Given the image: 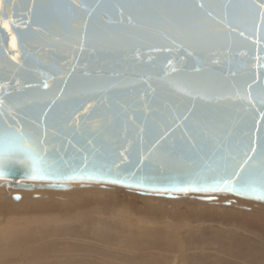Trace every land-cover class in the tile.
<instances>
[{
  "label": "water",
  "instance_id": "1",
  "mask_svg": "<svg viewBox=\"0 0 264 264\" xmlns=\"http://www.w3.org/2000/svg\"><path fill=\"white\" fill-rule=\"evenodd\" d=\"M82 2L71 0L74 7ZM87 2L95 7L90 20L82 11L73 19L64 6L69 0H0V129L12 125L30 134L50 166L41 178L30 157L20 153L5 160L0 178L10 182L0 181V187L68 191L73 187L67 182L81 181L165 198L218 194L264 204L238 191L179 190L215 187L216 180L198 175L214 151L235 149L239 139L246 145L251 140L258 151L264 146V109L227 98L233 81L254 82L253 90L264 85L259 16L255 31L241 25L244 35L237 31L231 47L222 41L197 47L187 40L181 47L129 25L128 10L120 16L112 8L120 0ZM86 21L89 30L102 31L81 50ZM181 87L202 96H189ZM195 129L210 131L202 138Z\"/></svg>",
  "mask_w": 264,
  "mask_h": 264
},
{
  "label": "rangeland",
  "instance_id": "2",
  "mask_svg": "<svg viewBox=\"0 0 264 264\" xmlns=\"http://www.w3.org/2000/svg\"><path fill=\"white\" fill-rule=\"evenodd\" d=\"M71 186L61 195L0 192V264H264L260 203L218 194L165 198L119 186ZM30 225L25 239L7 240L6 233ZM133 235L140 243L152 236L155 244H120ZM166 238L174 247H166Z\"/></svg>",
  "mask_w": 264,
  "mask_h": 264
},
{
  "label": "snow or ice",
  "instance_id": "3",
  "mask_svg": "<svg viewBox=\"0 0 264 264\" xmlns=\"http://www.w3.org/2000/svg\"><path fill=\"white\" fill-rule=\"evenodd\" d=\"M64 6L71 9L73 19L77 11H82L88 14L90 20L91 11L95 10V7L87 0L75 7L69 0V3ZM112 8L119 10L120 16H123L124 10L127 9L128 24L145 28L153 39H159L172 46L179 44L181 47H183L184 40L190 41V45L197 47L213 41H222L231 47L235 43L232 37L237 31L240 36L244 35L242 24L247 23L251 30L255 31L257 16L264 23V0H261L259 5L256 0H120L113 4ZM213 21L216 23L214 24ZM119 22L123 23L122 20ZM148 25L166 27L163 30L151 31ZM216 25H223L224 28ZM71 29L72 24L68 22L67 30ZM224 29L227 31L225 32ZM101 31L98 26H93L89 30L86 21L83 34L79 37L81 50L89 41L95 42L100 37ZM168 63L171 65V61ZM175 70L173 68V71ZM253 83H249L247 79H242L240 82L233 81L230 84L232 91L227 98L239 100L250 108H255L258 104L261 109H264V85H259L253 90ZM43 87L48 88L49 85L44 83ZM180 90L189 96H202L201 93L185 87H181ZM2 104L3 101H0V105ZM238 110L247 112L249 108L241 107ZM261 118L264 119V111H261ZM184 119L187 120L188 117ZM253 119H255L254 113ZM195 130L200 132L202 138L204 131H210L209 129ZM242 135L248 137L249 133L244 132ZM34 143L30 134H25L22 129L15 126L5 125L0 129V175H4L3 167L6 159L18 158V154L25 153L31 159L33 171L41 174V178H47L43 174L50 171V166L43 156L36 153ZM249 152L252 155H249ZM209 174L212 175L209 176ZM198 175L204 180H216L215 187L212 189L181 188L179 190H229L238 191L241 195L249 194L256 199H264V146H260L258 151L251 140L246 145L244 139H239L235 149L214 151L212 157L202 163L201 172ZM112 182L123 183L122 180Z\"/></svg>",
  "mask_w": 264,
  "mask_h": 264
},
{
  "label": "bare ground",
  "instance_id": "4",
  "mask_svg": "<svg viewBox=\"0 0 264 264\" xmlns=\"http://www.w3.org/2000/svg\"><path fill=\"white\" fill-rule=\"evenodd\" d=\"M0 179H4V178H0ZM8 180V179H7ZM0 181H2V180H0ZM3 182V181H2ZM22 182H24V181H22ZM35 183H37V182H35ZM40 183H44V184H46V182H39V184ZM71 184H88V185H90V184H94V185H101V184H99V183H90V182H81V181H73V182H70ZM7 184L8 183H4L3 185L4 186H7ZM67 184H68V182H67ZM35 185H37V184H35ZM103 185V184H102ZM4 186H2V187H0V192L4 189L5 190V187ZM108 186V185H107ZM110 186H112V187H116V186H114V185H110ZM109 186V187H110ZM116 188H119V187H116ZM36 189V188H35ZM34 189V190H35ZM13 190H15L16 191V189H13ZM18 190V189H17ZM26 191H29V190H26ZM11 192H14V191H11ZM19 193H22V194H24V193H26L27 194V192H24V191H18ZM43 192V191H42ZM15 193V192H14ZM49 193H56V194H66V192H64V191H62V192H47V194H49ZM44 194H45V192H44ZM187 195V194H186ZM188 195H190V194H188ZM187 195V196H188ZM194 195V194H193ZM199 195H207V194H199ZM198 195V196H199ZM0 198H2V197H0ZM215 198H217V197H215ZM230 198V197H229ZM249 201V200H248ZM15 203V202H14ZM17 205V204H16ZM262 206H264V204H261ZM118 209V208H117ZM31 224V223H30ZM156 224V223H155ZM33 225V224H32ZM32 225H30L31 227H28V226H26L27 228H22L19 232H15V234L13 233V231H11V230H9V231H11L10 233H6L5 235H7L6 237H7V240H18L19 238H21V237H23V238H21V240H23V239H25V237H27L28 236V233L31 231V229H32ZM99 227H100V225H98ZM8 227H10V226H8ZM7 227V228H8ZM130 228V227H129ZM103 229V228H102ZM102 231V230H101ZM146 231H148V230H146ZM101 233V232H100ZM133 234V233H132ZM131 234V235H132ZM139 239V238H138ZM145 241V240H144ZM166 242L165 243H167L166 245V247H174V245L175 244H173V242H172V240L171 239H169V238H166V240H165ZM155 242V240H153V237L152 236H150L149 237V239L145 242V243H140V240H137V238H136V236L135 235H133V236H131L130 238H128V239H125V240H123V241H121L120 242V244H122L123 246H128V247H131V248H137V246H140L141 244L144 246H148V247H152V246H154V243ZM176 242V241H175ZM174 242V243H175ZM177 243V242H176ZM232 243V242H231ZM241 243V242H240ZM242 243H244V242H242ZM246 244V243H245ZM158 245V244H157ZM177 245V244H176ZM240 245V244H239ZM242 247V246H241ZM234 249V248H233ZM229 251V250H228ZM227 251V252H228ZM250 252V251H249ZM243 253V252H242ZM239 254H240V252H239ZM245 254V253H244ZM241 256V255H240ZM247 256V255H246ZM245 256V257H246ZM242 257V256H241ZM239 259V258H238ZM247 261V260H246Z\"/></svg>",
  "mask_w": 264,
  "mask_h": 264
}]
</instances>
